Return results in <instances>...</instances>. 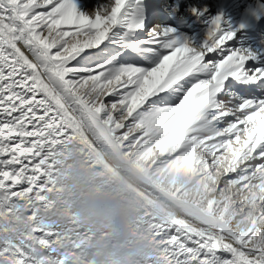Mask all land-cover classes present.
I'll list each match as a JSON object with an SVG mask.
<instances>
[{
  "label": "snow or ice",
  "instance_id": "6c2138e0",
  "mask_svg": "<svg viewBox=\"0 0 264 264\" xmlns=\"http://www.w3.org/2000/svg\"><path fill=\"white\" fill-rule=\"evenodd\" d=\"M128 5L0 0V264H80L93 237L48 219L72 147L142 179L147 264H264V57Z\"/></svg>",
  "mask_w": 264,
  "mask_h": 264
},
{
  "label": "clouds",
  "instance_id": "9594fccd",
  "mask_svg": "<svg viewBox=\"0 0 264 264\" xmlns=\"http://www.w3.org/2000/svg\"><path fill=\"white\" fill-rule=\"evenodd\" d=\"M69 168L65 186L80 195L71 211L80 227L97 237L81 254L80 264H147L154 254L153 245L134 234V225L143 211L139 199L144 191L142 179L130 176L112 191H97L101 182L78 160H73ZM68 218L58 199L49 222L62 226Z\"/></svg>",
  "mask_w": 264,
  "mask_h": 264
},
{
  "label": "bare ground",
  "instance_id": "6f19581e",
  "mask_svg": "<svg viewBox=\"0 0 264 264\" xmlns=\"http://www.w3.org/2000/svg\"><path fill=\"white\" fill-rule=\"evenodd\" d=\"M136 1L137 0H129V5L127 6L128 14L130 16L142 18L146 26V24L149 22V19L154 18V15L157 14V12L155 11L157 9H153V5H157L158 0H142V3L140 4H137ZM211 1L214 2L215 6L212 7L211 4L209 5V8L211 9L210 13L206 17H202L201 19H197L195 17L190 24L185 25L184 20H182V18H185V16H189L192 14L191 9L189 8L185 9L184 6L183 13H181L180 15L178 14L175 15L174 14L175 10H171L172 8L170 7V12L173 15H167V19H161L158 22H154L151 25L170 27L174 30L176 36L178 34L184 36L185 40H190V37L188 36L189 33L185 31L186 28H190V27L193 28L197 26L198 27L197 30L199 32L196 33V37H200V36L202 37L205 31V25L207 20L214 18L217 15L223 16L224 21L232 28V30L236 32L237 30H239V26L242 24L243 18L246 17V15L251 10L250 9L251 5L249 4L250 0H248L247 2H245V0H209L206 3L201 1V4L199 6H198V0H196L195 8L199 9L203 5L202 6L203 9H205L207 8L208 4ZM85 2L89 5V7H92L98 3H104L105 0H85ZM255 10L259 11V9H255V8L252 9V11ZM160 15L161 14L158 11L157 18ZM170 20L173 21L174 24L171 23ZM257 27L258 25L256 24V20L251 21L248 24L247 30L242 34H239L238 37H236V40L238 41L237 46L249 48L251 50V48L248 45V41L250 39L253 45H256L257 43H261L263 40L258 38L257 33H259L260 36L261 35L264 36V27L260 28L259 30H257ZM229 43H234V41ZM256 47L257 46H255V48ZM262 47H264V44H262ZM260 57H264V53ZM113 157L119 160V162H121V164H123V166L126 167V165L121 161L119 157L117 156H113ZM73 160H78L83 165L86 171L91 172L99 179L101 183L97 185V191H104V190L112 191L117 187H119L120 185H122L125 179L128 177L124 172H122L121 169L117 167L119 164L118 165L114 164L109 159V157H107V155L101 153L95 157H91L82 148H78V147L70 148L65 158L61 161L63 168V189L65 193V198L59 199L63 207L67 210L68 217H74L71 210L74 208V206L76 205V203L80 198L79 193L75 191L67 190L64 183L65 177L67 173L70 171L69 165L73 162ZM131 174L132 176H136L133 173ZM55 203L53 205V208L55 206ZM90 235L93 237L92 240L97 238L94 237L91 233Z\"/></svg>",
  "mask_w": 264,
  "mask_h": 264
},
{
  "label": "rangeland",
  "instance_id": "374dc122",
  "mask_svg": "<svg viewBox=\"0 0 264 264\" xmlns=\"http://www.w3.org/2000/svg\"><path fill=\"white\" fill-rule=\"evenodd\" d=\"M137 2V1H136ZM190 4V3H189ZM192 4H194L195 5V2H193ZM187 5V4H186ZM169 9V11H170V8H168ZM175 15H177L176 13H174ZM170 15V14H169ZM205 32V31H204ZM259 34V33H258ZM236 42H238L237 40H236ZM249 49V48H248ZM105 155H107V157H109V159L114 163V164H116V165H118L117 167L119 168V169H121L122 170V172H124L128 177L129 176H132V174L130 173V171H128L127 170V167H125V166H123V164H121V162H119V160H117L115 157H113L112 155H108V154H105ZM115 161V162H114ZM120 166V167H119ZM122 167V168H121ZM124 167V168H123ZM125 170V171H124Z\"/></svg>",
  "mask_w": 264,
  "mask_h": 264
}]
</instances>
